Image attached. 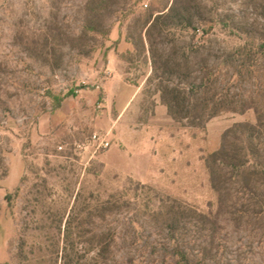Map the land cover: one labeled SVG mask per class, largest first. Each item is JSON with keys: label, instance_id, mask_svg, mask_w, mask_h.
<instances>
[{"label": "rangeland", "instance_id": "rangeland-1", "mask_svg": "<svg viewBox=\"0 0 264 264\" xmlns=\"http://www.w3.org/2000/svg\"><path fill=\"white\" fill-rule=\"evenodd\" d=\"M93 1L0 0V264H99L100 235L115 242L102 264H178L167 230L147 216L158 204L155 194L187 210L189 224L178 238L193 259L205 255L207 264H264V176L255 185L260 203L241 177L230 179L229 168L219 170L214 190L205 165L226 130L256 124L253 111L222 114L205 129L178 123L182 135L172 141L170 164L144 184L154 192L102 170L100 161L77 149L97 128L98 93L114 69L143 85L145 112L152 109L158 79L146 82L152 66L137 45L145 18L172 4L102 0L97 9ZM198 2L205 15L234 19L264 35V20L247 0ZM197 28L200 53L191 65L217 66L227 50L221 27L215 26L212 36ZM191 34L176 31V45L189 44ZM158 42L159 54L170 51L165 40ZM112 54L118 57L114 63ZM234 86L236 94L253 96L264 111V69ZM238 136L231 133L230 142L246 147L245 136ZM253 142L254 159L264 169V128ZM112 194L122 207L98 217V202Z\"/></svg>", "mask_w": 264, "mask_h": 264}, {"label": "trees", "instance_id": "trees-1", "mask_svg": "<svg viewBox=\"0 0 264 264\" xmlns=\"http://www.w3.org/2000/svg\"><path fill=\"white\" fill-rule=\"evenodd\" d=\"M199 0H172L169 8L157 15H149L145 18L142 31L139 35L137 50L144 55L145 63H151V74L146 82L151 83L153 78L158 79L156 90L162 105L167 108L169 116L176 122L189 128L205 129L206 125L214 118L222 114H245L253 111L256 116V124H234L226 130L222 136L220 148L208 155L205 165L209 172L211 185L217 189L216 183L219 170L222 167L229 168L230 179L242 178L244 188L250 191L251 197L259 200L255 185L264 169L255 161L258 155L254 147V138L260 129L264 128V111L262 106L253 96L241 97L235 92V86L243 78L250 80L255 78L264 69V35L255 27H240L234 19L214 15L215 18L205 15L200 11ZM264 20V0H247ZM93 6L97 9L102 7V0H94ZM203 27V35H215V26L221 27L227 40L221 61L217 66H211L205 62L202 67L191 65V58L199 55L200 46L195 44L194 39L197 27ZM209 26L207 30L205 27ZM176 31L191 32L189 44L177 46ZM260 33V34H259ZM222 34V35H223ZM182 37V35H181ZM162 38L171 47L169 52L159 54L156 46L158 39ZM148 57V58H147ZM200 72L202 76L196 77ZM226 73V74H225ZM223 76L224 77L223 79ZM226 78V79H225ZM125 79V78H124ZM223 79V80H222ZM131 82L129 79H125ZM234 134L239 139L238 133L245 136L247 146L237 145L230 142L229 135ZM247 135V136H246ZM245 144V143H244ZM254 147V148H253ZM103 170L104 165L99 164ZM131 182L135 181L127 177ZM137 187L154 192L138 181ZM251 185L253 187H251ZM129 190V189H128ZM131 191V189L129 190ZM217 191V190H216ZM125 192H127L125 190ZM154 195V201L158 204L147 216L159 219L163 228L167 230L172 241V254L178 264H207V256L201 259H193L189 249L178 238L181 230L189 224L187 210L175 199L162 198ZM114 195H110L106 202H98V217L113 214L122 206L113 201ZM149 209V205L146 204ZM200 218L208 220L209 217L199 214ZM114 240L105 241L103 235L97 241L98 263L102 264L103 256L109 253Z\"/></svg>", "mask_w": 264, "mask_h": 264}, {"label": "crops", "instance_id": "crops-1", "mask_svg": "<svg viewBox=\"0 0 264 264\" xmlns=\"http://www.w3.org/2000/svg\"><path fill=\"white\" fill-rule=\"evenodd\" d=\"M117 58L112 54L111 61ZM142 87L139 82L126 81L114 69L99 90L102 108L94 123V133L115 131L114 136L110 134L111 147L97 155L90 148L84 154L100 161L106 171L147 184L162 175L165 164H170L172 141L182 134L159 98L154 97L152 109L145 112ZM89 138L81 144H88ZM116 138V146H112Z\"/></svg>", "mask_w": 264, "mask_h": 264}, {"label": "built area", "instance_id": "built-area-1", "mask_svg": "<svg viewBox=\"0 0 264 264\" xmlns=\"http://www.w3.org/2000/svg\"><path fill=\"white\" fill-rule=\"evenodd\" d=\"M111 147L110 132H96L93 133L88 139V144H78L77 149L84 153L91 148L93 155L100 154ZM59 150H63V147H59Z\"/></svg>", "mask_w": 264, "mask_h": 264}]
</instances>
